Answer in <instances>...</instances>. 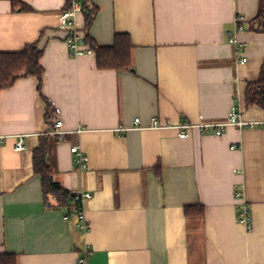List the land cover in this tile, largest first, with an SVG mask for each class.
Here are the masks:
<instances>
[{
	"label": "crops",
	"instance_id": "obj_1",
	"mask_svg": "<svg viewBox=\"0 0 264 264\" xmlns=\"http://www.w3.org/2000/svg\"><path fill=\"white\" fill-rule=\"evenodd\" d=\"M91 2L99 13L89 31L78 16L83 35L100 47L128 35L131 71L99 70L94 53L71 58L59 17L68 0H0V54L38 44L44 69L42 94L31 76L0 91V136H26L23 152L13 138L0 146V256L78 264L89 247L88 264H264V110L246 101L264 66V34L248 30L259 0ZM238 24L241 55L227 37ZM48 104L58 111L52 123ZM233 109L253 126L221 137L193 129L186 139L135 127L154 117L225 123ZM58 119L65 135L56 140L47 133ZM44 140L54 181L93 194L86 233L45 201L33 158ZM73 146L87 170L75 166ZM241 202L251 206V231L238 221Z\"/></svg>",
	"mask_w": 264,
	"mask_h": 264
},
{
	"label": "trees",
	"instance_id": "obj_2",
	"mask_svg": "<svg viewBox=\"0 0 264 264\" xmlns=\"http://www.w3.org/2000/svg\"><path fill=\"white\" fill-rule=\"evenodd\" d=\"M82 5V14L85 16L86 30L89 31L95 21L99 9L91 0H77ZM73 0H68L69 8ZM28 10V9H27ZM249 31L264 34V0H259V10L257 16L250 22ZM86 44L90 46L97 60L99 70H115L120 73L131 71L133 69V48L131 39L128 35H117L114 45L111 47H100L95 40L87 34ZM43 51L38 44H31L19 53L0 54V91L12 87L18 80L33 77L38 81V91L41 93L42 78L44 69L40 63ZM257 83L249 84L246 101L248 106H257L264 110V66L261 76ZM42 94V93H41ZM54 112L50 104L47 107V120L52 123ZM53 130V127L51 128ZM50 130V131H51ZM52 137V136H51ZM59 140L57 137H52ZM48 143L44 140L34 151L35 173L40 176L43 187L45 201L49 198L55 199L60 207L65 209L72 205V193L65 190L63 186L54 181V171L47 163ZM194 208L186 209L187 217L193 215ZM200 215H203V208L198 209ZM0 264H17L16 257L12 254L0 256Z\"/></svg>",
	"mask_w": 264,
	"mask_h": 264
},
{
	"label": "built area",
	"instance_id": "obj_3",
	"mask_svg": "<svg viewBox=\"0 0 264 264\" xmlns=\"http://www.w3.org/2000/svg\"><path fill=\"white\" fill-rule=\"evenodd\" d=\"M71 7L63 12L60 17V27L63 30L68 32L66 42L69 48V54L71 58H78L81 56H91L94 52L89 45L86 44V38L82 33L80 26L78 25V16L82 14V5L77 0L71 2ZM244 31V28L238 24L236 30L228 31L227 37L230 40L231 44H234L237 50V54L241 55L245 51V46L238 42L236 39L237 32ZM242 63L247 62V59H242ZM56 114L58 111L56 110ZM200 123L197 124H180L173 125L170 122L160 121L158 118H151L147 125L142 124L141 119L137 118L135 120V127L138 130L145 131H161V130H177L178 137L180 139H186L189 137L188 132L193 129H198L204 135L209 134L211 131H214L217 137L223 135V130L227 127H237L243 128L246 126H253L251 123H246L240 120L239 114L236 109H233L228 122L225 123H208L204 122L203 118H200ZM63 122L58 119L55 123L53 130L49 131L47 134L53 137L60 138L65 135L63 131ZM25 135L17 136H0V146L4 145L9 138L15 140L14 150L16 152H23L26 150L25 145ZM71 153L74 156V164L78 167V170L85 171L87 170L88 159L85 156L84 152L79 146H73L71 148ZM93 198V194L86 191L73 192L71 195L72 205L71 209H67V214L65 219L67 222L75 221V227L78 231L86 233L90 229V224L87 221L85 205L86 203ZM237 199L241 200V196L237 195ZM247 202L239 203V216L238 221L240 224L245 226L248 231L252 230V212L251 206ZM92 256V251L89 247L86 248L82 256L78 260V264H88L89 259Z\"/></svg>",
	"mask_w": 264,
	"mask_h": 264
}]
</instances>
